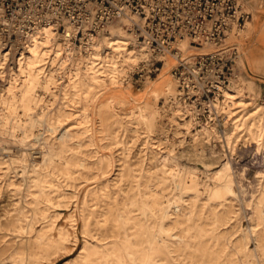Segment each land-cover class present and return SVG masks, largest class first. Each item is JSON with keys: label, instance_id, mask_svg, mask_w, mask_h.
<instances>
[{"label": "rangeland", "instance_id": "1", "mask_svg": "<svg viewBox=\"0 0 264 264\" xmlns=\"http://www.w3.org/2000/svg\"><path fill=\"white\" fill-rule=\"evenodd\" d=\"M241 2L251 24L233 39L230 86L250 96L239 106L222 94L197 120L176 102L175 60L109 86L98 74H53L54 43L26 75L22 55L7 56L0 264H264V0Z\"/></svg>", "mask_w": 264, "mask_h": 264}, {"label": "built area", "instance_id": "2", "mask_svg": "<svg viewBox=\"0 0 264 264\" xmlns=\"http://www.w3.org/2000/svg\"><path fill=\"white\" fill-rule=\"evenodd\" d=\"M239 9L238 0H0V44L16 45L38 25L65 20L78 28L73 40L81 44L90 36L106 32L111 24L127 20V29L154 54L174 57L172 75L180 97L199 117L204 103L236 77L233 60L237 48L206 54L188 52L205 45H222L231 24L242 26L250 17ZM182 40H188L186 51L175 46ZM160 65L164 66L160 59L151 61L148 71L144 73L142 68L137 72L139 80L151 78L160 71Z\"/></svg>", "mask_w": 264, "mask_h": 264}, {"label": "bare ground", "instance_id": "3", "mask_svg": "<svg viewBox=\"0 0 264 264\" xmlns=\"http://www.w3.org/2000/svg\"><path fill=\"white\" fill-rule=\"evenodd\" d=\"M239 6L242 7L241 11H245L251 14V12L244 9V6L241 0H238ZM240 13V9H239ZM252 15V14H251ZM251 19V18H250ZM247 19L245 24L241 27L237 25V23H232L230 29L227 31L225 43L228 44L229 42H234L233 39L242 32L248 24L250 26L249 20ZM124 24V25H123ZM119 25V26H118ZM64 26L65 31L63 35H59V28ZM129 26V22L124 20L122 23L119 24H111L106 32L100 33L98 35L90 36L87 40H82L81 46L75 45L73 39L76 37L78 28L71 22L65 20L62 22L59 21H50L38 25L31 33L21 40L20 43L16 45H11L9 47H5L3 44H0V73L5 67V63L8 58L10 57H19L18 62V72H21L26 75L29 71H33L35 69V65L39 61L40 58V50L43 45H50L54 43L55 45V60L58 62V65L54 69L53 74H61L64 70L67 71L72 78L77 77L80 72H85L92 75H97L98 77H102L104 82L109 86H116L120 83V77L124 72H127L123 75L122 81L129 84V80L132 82L133 80V73L138 68L142 66H147L150 62L152 57L154 56L153 49L148 47L143 42L139 41L133 32H130L127 28ZM116 27H118L116 29ZM64 30V29H63ZM108 35V33H110ZM132 35V36H131ZM103 36V37H102ZM102 37V38H101ZM63 41L61 43L60 41ZM235 43V42H234ZM79 44V43H76ZM135 45L137 47H135ZM237 48V56L233 60V64L235 60L238 58L239 51L238 46L234 44ZM132 46V48H129ZM175 46L186 51L189 48L188 40H182L175 43ZM217 46L215 45H205L201 48H192L196 51L197 54H206L212 52ZM47 48V47H46ZM51 48V47H50ZM25 51V52H24ZM49 51V50H48ZM53 51V50H52ZM51 51V54H52ZM15 52L16 55H15ZM46 53V52H45ZM50 53V51H49ZM43 54V53H42ZM247 54V53H246ZM43 56V55H42ZM45 56V54H44ZM149 56L148 60H145L146 57ZM157 59H160L164 62L165 67H169V60H175L171 57L169 53H164L161 55L156 56ZM44 59V58H43ZM241 62H246L244 58H240ZM41 61V60H40ZM54 62V61H53ZM52 62V64H53ZM174 62V61H173ZM45 64H48L45 63ZM44 64V66H45ZM141 65V66H140ZM175 65V64H174ZM40 66V65H39ZM235 67V65H234ZM161 68V69H163ZM38 69V68H37ZM39 70V69H38ZM42 70V69H41ZM134 72H130V71ZM4 72V71H3ZM40 72V71H39ZM67 73V74H68ZM84 73V74H85ZM36 74V73H35ZM40 74V73H39ZM5 75V74H4ZM43 75V74H42ZM45 75V74H44ZM34 76V75H33ZM54 76V75H53ZM59 76V75H57ZM82 76V75H81ZM91 76V75H90ZM30 77V76H28ZM92 77V76H91ZM95 77V78H98ZM2 78V77H1ZM27 78V77H26ZM34 78V77H33ZM52 78V77H51ZM88 78V77H87ZM90 78V77H89ZM94 78V79H95ZM101 78V79H102ZM164 78V77H163ZM30 79V78H29ZM62 79V78H61ZM69 79V78H68ZM71 79V78H70ZM76 80V79H75ZM148 80V79H147ZM174 80V79H173ZM16 81V80H15ZM18 81V80H17ZM28 81V80H27ZM35 81V80H33ZM91 81V80H90ZM26 82V81H24ZM54 82V80H53ZM76 82V81H74ZM94 82V81H93ZM101 82V81H100ZM103 82V83H104ZM15 83V82H13ZM50 83V82H49ZM71 83V82H70ZM99 83V82H98ZM172 80L165 84L162 88L164 93L170 95L172 89ZM234 81L224 87L220 94H217L214 99L211 101L205 102V106L208 107L210 113L212 112V105L214 101L221 97L222 94L225 97V101L229 103V105L233 104H242L241 97L245 95L247 97L250 94L246 93L243 89L235 88V86H230L233 84ZM102 84V83H101ZM174 84L176 86L177 95H176V102L177 104L183 108L187 116L194 117L197 120L196 110H194L193 106L188 102H184L183 99L180 97L181 93L178 88V83L174 80ZM10 85V84H9ZM41 85V84H39ZM54 85V84H53ZM73 85V84H72ZM18 87V86H17ZM22 87V86H21ZM25 87V86H24ZM29 87V86H28ZM76 87V86H75ZM7 89V88H6ZM12 89V88H11ZM22 89V88H21ZM25 88H23L24 90ZM22 90V91H23ZM28 90V89H27ZM35 90V89H34ZM19 91V92H22ZM14 92V91H13ZM29 92V91H28ZM112 92V90H111ZM110 92V93H111ZM123 92V91H122ZM174 92V91H173ZM124 93V92H123ZM1 94V93H0ZM18 94V93H17ZM26 94V93H25ZM30 94V93H29ZM32 94V93H31ZM149 94V93H147ZM13 95V94H12ZM20 95V94H19ZM28 95V94H27ZM26 95V96H27ZM125 95H130V93H126ZM15 96V95H14ZM122 96V95H120ZM131 96V95H130ZM19 97V96H18ZM111 97V96H110ZM124 97V95H123ZM27 98V97H26ZM121 98V97H120ZM2 99V98H1ZM4 100V99H3ZM22 100V99H21ZM240 101V102H239ZM227 103V104H228ZM246 103V102H245ZM250 103V102H249ZM237 105V106H238ZM243 105V104H242ZM241 106V105H239ZM226 109V108H225ZM179 111V110H178ZM46 113V112H45ZM242 119V118H240ZM244 120V119H243ZM242 120V121H243ZM236 121V120H235ZM234 122V121H233ZM253 122V121H252ZM238 123V122H236ZM242 124V123H241ZM257 124V123H256ZM240 125V124H239ZM238 125V126H239ZM253 125V124H252ZM258 126V125H257ZM95 129V128H94ZM239 129V128H238ZM250 129V128H249ZM254 130V129H253ZM256 130V127H255ZM229 131V130H228ZM231 131V130H230ZM251 131V130H250ZM234 132V131H233ZM255 132V131H254ZM105 133V132H104ZM251 133V132H250ZM262 133V132H261ZM255 134V133H254ZM257 134V133H256ZM231 136V135H230ZM252 136V135H251ZM261 136V135H260ZM254 137V136H253ZM259 137V136H258ZM261 138V137H260ZM257 141V140H256ZM258 142V141H257ZM264 142V141H263ZM261 144V143H260ZM6 154V153H5ZM100 157V156H99ZM113 172V171H112ZM221 178V177H220ZM230 189V188H229ZM217 194V193H216ZM220 195V194H219ZM143 205V204H142ZM146 211V210H145ZM152 211V209H151ZM147 213V212H146ZM129 218V217H128ZM130 220V219H129ZM128 221V220H127ZM136 222V220H135ZM147 223V222H146ZM140 225V224H139ZM126 227V226H125ZM142 227V226H141ZM148 228V226H146ZM161 227V226H160ZM134 228H136L134 226ZM140 228V227H139ZM162 228V227H161ZM129 229V227H128ZM149 229V228H148ZM154 229V228H153ZM143 230V229H141ZM161 230V229H160ZM119 231V230H118ZM152 231V230H151ZM134 232V230H133ZM161 233V232H160ZM168 233V232H167ZM126 234V233H125ZM123 233V236L125 235ZM133 234V233H131ZM159 234V232H158ZM118 235V234H117ZM146 235H149L146 233ZM151 235V234H150ZM119 236V235H118ZM121 236V235H120ZM142 236V235H141ZM158 236V235H157ZM147 238V237H146ZM152 238V237H151ZM154 240V239H153ZM156 240V239H155ZM167 240V239H166ZM143 241V240H142ZM126 242V241H124ZM151 242V241H150ZM159 242V241H158ZM121 243V242H120ZM156 243V242H154ZM111 244V243H109ZM123 244V243H122ZM147 244V243H145ZM151 245V243H149ZM164 244V243H163ZM170 244V243H169ZM136 245V244H134ZM115 246V245H114ZM120 246V245H119ZM100 247V246H99ZM116 247V246H115ZM144 247V246H141ZM154 247V246H152ZM87 248V246L85 247ZM110 248V247H109ZM113 249V247H111ZM121 248V247H120ZM124 248V247H123ZM126 248V247H125ZM128 248V247H127ZM104 249V248H103ZM116 249V248H115ZM130 249V248H129ZM135 249V248H134ZM139 249V248H138ZM158 249V248H157ZM156 249V251H157ZM90 250V249H89ZM99 250V249H98ZM105 250V249H104ZM114 250V249H113ZM118 250V248H117ZM116 250V251H117ZM126 250V249H125ZM151 250V249H150ZM149 250V251H150ZM162 250V249H161ZM115 251V250H114ZM120 251V250H119ZM127 251V250H126ZM83 252V251H82ZM100 252V251H99ZM128 252V251H127ZM113 253V252H112ZM119 253V252H118ZM117 253V254H118ZM147 253V251H146ZM87 254V253H86ZM111 254V253H110ZM139 254V252H138ZM141 254V253H140ZM152 254V253H151ZM100 255V254H99ZM144 255V254H143ZM96 256V255H95ZM127 256V255H126ZM138 256V255H137ZM142 256V255H141ZM108 257V256H107ZM132 257V256H130ZM129 257V258H130ZM85 258V257H84ZM83 258V259H84ZM119 258V257H118ZM134 258V257H133ZM132 258V259H133ZM148 258V257H147ZM151 258V257H150ZM149 258V259H150ZM161 259V258H160ZM164 259V257H163ZM95 260V259H94ZM98 260V259H97ZM106 260V259H105ZM159 260V259H157ZM156 260V261H157ZM121 261V259H120ZM135 261V260H134ZM145 261V260H144ZM155 261V260H154ZM123 262V261H122ZM161 262V261H160ZM98 263V262H97ZM114 263V262H113ZM121 263V262H120ZM135 263V262H134ZM133 263V264H134ZM137 263V262H136ZM135 263V264H136ZM145 263V262H144ZM94 264V263H93ZM122 264V263H121ZM147 264V263H146Z\"/></svg>", "mask_w": 264, "mask_h": 264}, {"label": "crops", "instance_id": "4", "mask_svg": "<svg viewBox=\"0 0 264 264\" xmlns=\"http://www.w3.org/2000/svg\"><path fill=\"white\" fill-rule=\"evenodd\" d=\"M256 1V5L258 4V3H261L262 2V0H255ZM250 23V22H249ZM251 24V23H250ZM254 53V52H253ZM260 57H261V55H260Z\"/></svg>", "mask_w": 264, "mask_h": 264}]
</instances>
